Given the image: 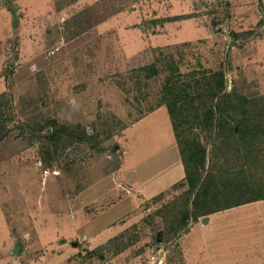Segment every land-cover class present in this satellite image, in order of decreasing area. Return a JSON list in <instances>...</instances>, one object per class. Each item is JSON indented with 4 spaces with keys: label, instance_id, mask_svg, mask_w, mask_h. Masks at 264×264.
<instances>
[{
    "label": "rangeland",
    "instance_id": "1",
    "mask_svg": "<svg viewBox=\"0 0 264 264\" xmlns=\"http://www.w3.org/2000/svg\"><path fill=\"white\" fill-rule=\"evenodd\" d=\"M171 62L207 98L223 70L225 92L264 117V0H0V116L9 128L0 141V264H186L182 236L195 221L170 231L168 214L185 206L189 184L158 194L184 177L168 108L157 106ZM203 112L195 102L183 116L184 137L207 148L204 175L220 189L253 187L218 203L264 194V131L247 152L196 124ZM49 119L68 130L50 156L54 128L41 130ZM123 164L129 179L146 181L144 196L158 195L131 197ZM186 240L190 264H264V201L219 212Z\"/></svg>",
    "mask_w": 264,
    "mask_h": 264
},
{
    "label": "trees",
    "instance_id": "2",
    "mask_svg": "<svg viewBox=\"0 0 264 264\" xmlns=\"http://www.w3.org/2000/svg\"><path fill=\"white\" fill-rule=\"evenodd\" d=\"M191 17L189 14L186 16H175L172 20L185 19ZM171 62L168 66L172 72L169 76L163 87V96L162 102L158 103V107L162 104H165L168 108L169 115L171 118L173 130L177 139L179 146L180 155L182 162L185 168V179L178 182L177 186H185L189 184V189L184 193L185 196V206L183 208H177L174 206L168 215H171V228L170 231L174 230L175 232L179 231V228H185L188 223L186 222L190 217L194 221H197L199 217L208 215L210 213L218 212L228 208H232L238 205L245 203L257 201L264 199V194L257 195L255 197L244 199L241 201H231L232 203L219 204L218 202L224 199L225 197L235 196L236 194L230 193L232 191L241 190L243 188H253L250 187V183L247 181L244 183H237L232 187H222L219 188L218 185L214 183L216 178L213 175H204L203 169L205 168L206 158H207V148L203 146L196 138L187 139L184 137L186 133L185 126L186 116H183V111L192 107L193 103L200 102L202 109L204 110L203 114L199 120H195L196 124H201L204 126V129H209L211 132L213 129L216 130V136L221 139L227 138L230 141L235 140L236 138L241 140L244 143V146L248 150H255V141L258 133L263 130L262 124V115L257 113L256 110L258 104H254V110L250 109L252 105L247 106V99H241L239 101L238 95L236 100H234L232 92H225L226 89V79L225 72L223 70L216 71L212 73L211 80L208 81V87H206V92H208V98L205 97V94L198 90V87L201 85L198 80H194L196 83V90L194 95L190 92V88L193 85L190 82H182L175 73H180L177 66ZM148 69V68H147ZM178 70V71H177ZM177 71V72H176ZM210 85V86H209ZM3 97V94H2ZM201 110V109H200ZM195 116L199 114L194 113ZM215 120H217L215 122ZM53 127V131L47 135V138L50 140V144L47 146L48 156L51 155L50 149H52V141L58 139L60 131H68L67 127L63 126L62 128L57 127V122L54 120H48L45 126L41 127V130L44 128ZM9 134V128L6 121L0 116V141H2ZM81 139V136H80ZM239 151L240 149H236ZM175 185V186H176ZM226 191V192H224ZM162 194L159 195L161 197ZM222 196V197H221ZM233 197H231L232 199ZM238 200V199H237ZM230 202V200L228 201ZM210 203H212L210 205ZM214 205V206H212ZM169 217V216H168ZM187 228V227H186ZM168 231V233H170ZM165 234V233H164ZM163 234V235H164ZM115 238V240H117ZM162 239V236H161ZM161 241V240H160Z\"/></svg>",
    "mask_w": 264,
    "mask_h": 264
},
{
    "label": "crops",
    "instance_id": "3",
    "mask_svg": "<svg viewBox=\"0 0 264 264\" xmlns=\"http://www.w3.org/2000/svg\"><path fill=\"white\" fill-rule=\"evenodd\" d=\"M179 154H180V152H179ZM180 157H181V155H180ZM181 162H182V158H181ZM182 164H183V162H182ZM183 167H184V164H183ZM131 171L128 170L127 164H123V167L121 168L118 177H119L120 181H124L125 183L130 184L131 186H133V188L135 189V193L134 194H130V195H131V197H134L135 194H137L138 196L142 197V199H139V200L149 199V198H152V197H154V196H156L158 194H162L163 192L169 190L174 184H176V183H178L180 181H183L185 179V176H186L185 168H184V177L182 179L174 182L172 185L168 186V188H166L162 192H160L158 194H155L153 196L146 197V196H144V192L146 190L145 189L146 188V181H144L142 179V176H138L137 178H134V179H129L130 176L128 174H130ZM132 195H134V196H132ZM258 201H264V199L253 201V202H249V203H245V204H242V205H246V204H250V203H256ZM242 205H238V206H242ZM238 206H235V207H238ZM235 207H232V208H235ZM228 209H231V208H228ZM228 209H225V210H228ZM225 210H221V211H218V212L210 213V214L205 215V216H208V221L210 222L214 215H216L219 212L225 211ZM205 216L200 217L199 221L193 222L189 226L188 231L182 236V242L181 243H182V246H183V252H184V257H185L186 264H190V257L192 256V253H193L192 251L189 252L190 244H188V240H186V239H187V237H189L191 232L194 231V229L202 227V226L207 224V222H202V218H204ZM85 238H88V235H85ZM63 245L66 246V244H63Z\"/></svg>",
    "mask_w": 264,
    "mask_h": 264
},
{
    "label": "water",
    "instance_id": "4",
    "mask_svg": "<svg viewBox=\"0 0 264 264\" xmlns=\"http://www.w3.org/2000/svg\"><path fill=\"white\" fill-rule=\"evenodd\" d=\"M12 13H13V16H14V23H13V26L17 27L18 25V16H17V13H16V10H12ZM203 222H207L208 221V216H205L204 218H202ZM75 246H77V243L74 242L73 243ZM19 251H20V243H17L16 246L14 247L13 249V252L14 254H19Z\"/></svg>",
    "mask_w": 264,
    "mask_h": 264
},
{
    "label": "built area",
    "instance_id": "5",
    "mask_svg": "<svg viewBox=\"0 0 264 264\" xmlns=\"http://www.w3.org/2000/svg\"><path fill=\"white\" fill-rule=\"evenodd\" d=\"M158 260V263L157 264H161L162 262H163V257H159V258H157ZM156 262H152V264H155Z\"/></svg>",
    "mask_w": 264,
    "mask_h": 264
}]
</instances>
